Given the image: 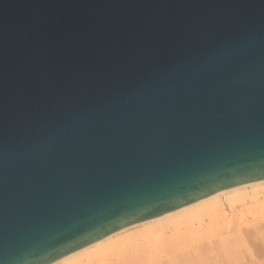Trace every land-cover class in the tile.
Listing matches in <instances>:
<instances>
[{"label":"water","instance_id":"obj_1","mask_svg":"<svg viewBox=\"0 0 264 264\" xmlns=\"http://www.w3.org/2000/svg\"><path fill=\"white\" fill-rule=\"evenodd\" d=\"M259 181L264 0H0V264Z\"/></svg>","mask_w":264,"mask_h":264},{"label":"bare ground","instance_id":"obj_2","mask_svg":"<svg viewBox=\"0 0 264 264\" xmlns=\"http://www.w3.org/2000/svg\"><path fill=\"white\" fill-rule=\"evenodd\" d=\"M238 205L243 208L241 210V214L245 217L243 220L247 219V221H244V226L242 224L237 226L236 224V227L232 226L234 227L232 228L231 223L233 221L231 222V220L233 216L231 218L230 216L228 218L226 217L228 219V223L226 224L228 232L226 236L237 238L233 243L229 241L230 245L232 244L231 247L229 246L231 248L229 252L232 251L230 258H232V260L240 259L242 253H247L249 257L250 253L252 259L253 256V258H255V255L257 256L260 253L256 254L255 251L257 248L255 251L252 249V247L256 245H254L255 242L249 238V235L251 237V235L254 234L264 242V226L262 225V221H264V218H262V216H264V181L247 183L226 189L161 217L133 224L51 264H151L155 260V255L163 253L171 246L176 245L179 247L183 241L182 239L188 242L190 241L189 244L187 242L184 246H190V244L193 243L192 241L196 239L195 237H198L197 234L200 236L202 233V231L200 232L201 229L198 232L196 226L199 225L205 217L210 218L209 222L211 223L209 227L212 229L213 220H217L218 217L226 216L227 209L234 208ZM248 214H251V216ZM196 222H198L197 225H195ZM199 226L198 228H201V225ZM207 227L206 225V230L209 228ZM262 249L264 250V248ZM129 251L132 252L128 253ZM151 255H153L154 258ZM113 259L115 261L112 262ZM255 263L257 264V262ZM235 264L237 263L235 262Z\"/></svg>","mask_w":264,"mask_h":264},{"label":"rangeland","instance_id":"obj_3","mask_svg":"<svg viewBox=\"0 0 264 264\" xmlns=\"http://www.w3.org/2000/svg\"><path fill=\"white\" fill-rule=\"evenodd\" d=\"M242 209L243 208L241 206H239V205L235 206L234 208L227 209L226 216H223V217H220V218L218 217L217 220H213L214 221L212 223L213 228L211 226L212 229H210V227H209L210 223H211V222H209L210 221L209 217H205L204 220L202 221L203 223L202 222L199 223V225H201V228H198L200 226L197 225L198 222H196L195 225H197L196 228L198 229V232L201 229L200 232L202 231L203 235L201 233L200 236L197 234L198 237H195L196 235L194 236L196 239L193 238L194 241H192L193 243L191 242L192 244H190V246L191 245H193V246L190 247L188 245L189 246V249H188V246H184V245H186V243L188 241L182 239L183 241L181 240L182 242L179 245V247L174 245V246H171V247L167 248L163 253H159L158 255H155V260L156 259L157 260H156V262L154 260V262L151 263V264H161V262H162V264H166V263L167 264H175V263H177V264H229L230 261H231L230 264H235V262L237 264H241L242 262H243L242 264H256L255 262H257V264H260V262H261V264H264L263 263L264 262V253H263L264 250L262 249V248H264V242H263V240H260L259 238H257L254 234H252L251 237L249 235V238L252 239L253 242H255L254 245H256V246H253L252 249H254V251H255L256 248H257V250L255 252H256V254H259V253L260 254L257 255V256L255 255V258H253L254 257L253 256L252 259L250 257L251 256L250 253H249V257H248L247 253H242L241 257H240L241 260L240 259L232 260V258H230V255L232 254V251L229 252V250L231 249L230 247L232 245V244L230 245V243H233L235 241V239H237V238H235V237L232 238L233 236H230V237L226 236L227 232H228L227 228H226V224L228 223V219L227 218L229 216H230V218L233 216L232 220H231V222L233 221L231 223L232 224L231 227L232 226L236 227V224H237V226H240V224H242L244 226L245 222L247 221V219L243 220V219H245V217L243 216V214H241L242 213L241 212ZM240 214H241L242 217L240 216ZM248 215L251 216V214H248ZM239 218H241V219H239ZM262 218H264V216H262ZM226 220H227V222H226ZM206 225L209 227V228L207 227L208 228L207 230H206ZM262 225L264 226V221H262ZM232 228H234V227H232ZM187 231H184V232H187ZM198 241H200V242L196 243ZM229 241H230V243H229ZM220 242H221V244H220ZM189 243H190V241L188 242V244ZM223 245H224V247H223ZM170 249H172V250H170ZM223 249H224V251H223ZM258 251H260V252H258ZM131 252L132 251H129L128 253H131ZM169 252H171V253H169ZM178 252H179V254H178ZM181 252H183V253H181ZM243 254H245V255H243ZM127 255H130V254H127ZM151 256L154 258L153 255H151ZM158 256H159V258H158ZM242 256H243L244 259L242 258ZM246 257H248V258H246ZM169 259H170V261H169ZM115 260L117 261L116 258H115ZM115 260L113 259L112 262L115 261ZM174 261H176V262H174Z\"/></svg>","mask_w":264,"mask_h":264}]
</instances>
